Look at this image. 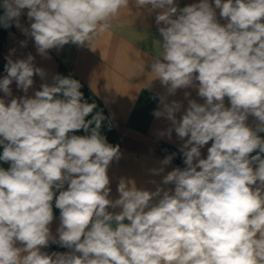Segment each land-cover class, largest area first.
Wrapping results in <instances>:
<instances>
[{"label":"clouds","instance_id":"1","mask_svg":"<svg viewBox=\"0 0 264 264\" xmlns=\"http://www.w3.org/2000/svg\"><path fill=\"white\" fill-rule=\"evenodd\" d=\"M129 3L2 0L0 24L20 27L22 10L28 9L34 22L25 31L45 54L70 42L90 45ZM134 3L150 5V12L160 9L156 23L166 25L159 28L163 42L151 75L169 94L198 81V95L205 99L204 104L189 100L179 120L175 113L181 105L175 101L153 113L171 121L169 136L174 128L180 139L188 138L181 149L186 167L163 179L175 185L174 192L138 190L121 180L119 198H108L107 169L120 158L119 146L101 135V113L85 120L96 105L81 102L79 81L57 76L33 98H14L7 105L0 99V161L11 162L9 169L0 168V264H264V159L259 154L264 140L257 135L264 132V0H214L228 21L223 26L208 0L179 11L175 0ZM32 60H9L0 90L11 95L14 79L27 92L34 74L43 77ZM249 114L259 121L256 131L246 126ZM93 124L88 136L68 135L87 132ZM209 141L207 158L201 159L200 149ZM65 183L67 190L55 199L58 242L74 251L48 255L41 248L52 239L53 188ZM109 207L121 211L113 214Z\"/></svg>","mask_w":264,"mask_h":264},{"label":"crops","instance_id":"2","mask_svg":"<svg viewBox=\"0 0 264 264\" xmlns=\"http://www.w3.org/2000/svg\"><path fill=\"white\" fill-rule=\"evenodd\" d=\"M200 2L201 0H175V5L179 11ZM208 2L216 12L217 22L225 25L228 21L220 16L221 10L215 8L214 0ZM150 7H138L134 0H130L129 7L121 10L119 20L114 22L113 27L90 45L80 46L70 42L61 48L49 49L45 54L38 52L34 38L28 34L31 23L34 22L27 16L28 9L22 10L20 27L15 23L7 28L0 24V80L7 76L6 65L9 60H26L28 56L33 57V67L40 68L45 73L43 77L33 75V84L27 92L18 88L13 79L9 85L11 95L0 90V99L7 105L14 98H33L36 91L42 90V85L52 86L57 76L79 81L80 91L83 93L81 102L96 105L85 120H91L96 113H101L104 117L101 135L106 138L107 143L119 146L120 158L113 159L107 169L110 181L108 198L113 201L119 198L118 185L121 180L130 187L134 185L138 190L154 192L160 188L174 192L175 185L164 184L163 179L174 169L183 170L186 167L181 149L188 138L180 139L174 128L169 136L167 130L172 127L171 121L166 117H156L153 113L163 110L165 103L175 101L181 105L180 110L175 113L179 120L188 108L189 100L205 103V99L198 95V81L169 94L167 86L151 75V63L159 52V44L163 42L159 28L166 25L156 23V16L161 10L150 12ZM3 14L4 9L0 7V16ZM143 64L144 71L141 73L139 67ZM56 98L62 99L63 96L57 94ZM224 105L226 108L231 107L228 97L224 98ZM245 123L253 131L259 125L258 119L252 114L248 115ZM93 127L95 124L90 125L87 132L80 129L68 135L88 136ZM257 135L264 140V132L257 131ZM212 143L213 141H209L201 147V159L207 158L208 148ZM2 153L3 145H0V155ZM258 153L259 149L250 153L249 158ZM259 154L264 159V153ZM168 156L172 159L165 165L163 161ZM10 165L11 162L0 161V168L7 170ZM252 167L255 170L258 164L254 163ZM67 188V183L62 189L53 188V220L48 226L52 239L46 247L41 248L48 255L70 254L74 251L62 247L58 242L61 220L60 209L55 207V199L60 191ZM108 211L118 214L121 209L109 207ZM15 246L23 247L20 242Z\"/></svg>","mask_w":264,"mask_h":264}]
</instances>
